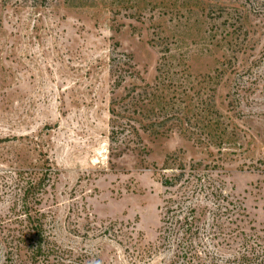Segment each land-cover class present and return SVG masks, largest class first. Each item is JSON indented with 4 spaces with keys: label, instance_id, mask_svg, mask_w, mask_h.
I'll list each match as a JSON object with an SVG mask.
<instances>
[{
    "label": "rangeland",
    "instance_id": "rangeland-1",
    "mask_svg": "<svg viewBox=\"0 0 264 264\" xmlns=\"http://www.w3.org/2000/svg\"><path fill=\"white\" fill-rule=\"evenodd\" d=\"M216 190L264 239V0H0V232L28 198L43 264H183Z\"/></svg>",
    "mask_w": 264,
    "mask_h": 264
},
{
    "label": "trees",
    "instance_id": "trees-1",
    "mask_svg": "<svg viewBox=\"0 0 264 264\" xmlns=\"http://www.w3.org/2000/svg\"><path fill=\"white\" fill-rule=\"evenodd\" d=\"M163 185L166 188L173 187L169 180ZM210 197L213 200H208L207 205L189 207L187 216L181 221L177 220L182 238L178 239L179 254L176 259L183 264H264V239L244 207L228 202L218 190L212 191ZM208 198L206 196L205 200ZM209 202L214 208H208ZM229 207H232L233 214ZM181 210L182 207L177 206L175 215ZM205 211L213 216L211 222L204 220L207 217ZM33 214V207L29 206L28 198H25L23 220L10 221V226L14 227L0 232L10 247L14 246L18 253L24 251L26 262L19 264H43L41 259L48 258L54 252V247L50 248L44 238L40 219L34 218ZM168 220L171 221V218ZM221 249L227 250L228 254L220 252Z\"/></svg>",
    "mask_w": 264,
    "mask_h": 264
}]
</instances>
